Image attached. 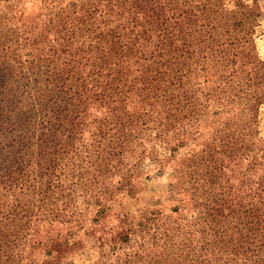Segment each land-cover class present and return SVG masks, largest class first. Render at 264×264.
<instances>
[{"label": "rangeland", "instance_id": "374dc122", "mask_svg": "<svg viewBox=\"0 0 264 264\" xmlns=\"http://www.w3.org/2000/svg\"><path fill=\"white\" fill-rule=\"evenodd\" d=\"M170 2L191 40L152 51L133 0H0V76L9 69L7 81L40 101L36 117H10L1 145L13 170L41 171L36 183L25 172L26 191L0 198V229L12 235L3 264H240L247 246L249 259L263 257L264 0ZM155 63L195 119L136 109L137 80ZM116 70L121 94L104 84ZM59 77L88 79L89 117H71ZM23 96L17 107L30 106ZM234 230L240 244L227 240Z\"/></svg>", "mask_w": 264, "mask_h": 264}, {"label": "trees", "instance_id": "16d2710c", "mask_svg": "<svg viewBox=\"0 0 264 264\" xmlns=\"http://www.w3.org/2000/svg\"><path fill=\"white\" fill-rule=\"evenodd\" d=\"M133 2L136 4V6L138 3H140L141 5L140 7L142 20L141 24L139 25V30L140 34H142V40L150 45V47L153 49L152 51H155L158 47L160 48L162 44H164L167 49L173 50L178 46L177 44H182L184 41L189 42L191 40L187 37V34L183 32L184 29H182L184 20V18L182 19L183 11L180 8L174 7V3L170 2V0H133ZM222 27L224 28L225 25L223 24ZM164 28H166L167 30L165 31ZM220 35L224 34L221 33ZM160 40L161 42H163L162 44ZM232 40H228L229 44H236V42L234 43V41ZM259 64H261L264 68V61H259ZM156 68L157 67L155 63L152 71H145L143 73V76H141L137 80V84L139 85L138 91L140 93H143V97L141 99L135 100L134 104H136V109L142 112V115H146L145 117H148V115L150 114L151 117H158L159 114H162V112H164L167 114V116L165 117H174V115H180V119L183 121H191V119H195L196 113L191 109L192 106L190 105V103H188V101L190 102V99H186V96L183 98H178V95H183L186 93H178L173 83L162 77L159 73L160 71H158V69ZM118 72L119 71L117 70L113 71V73L110 75L109 72L104 84H106L108 88L112 87L111 91L121 94L124 90V84L121 80H119ZM8 73L9 69H6L5 74L3 76H0V198L5 197L3 195L10 193V191L16 190L12 188H17V190H20V192H22V190H27L20 189V187L25 186L26 181L22 180V177H25V172L28 173V180H31V183L39 182L41 178L40 166L37 163L32 166V169L30 171H26L25 167L16 168L15 170H13L12 164L13 162L15 163V159L14 157H8L7 155V151H10L11 148L10 146L4 144V147L6 149H3L1 145L2 140L4 139V134L8 133L10 130L9 125H7L10 124V122H8L10 117H36V114L38 113V111H40L39 96L36 94L35 97L31 96L30 93H34L32 89L29 93L22 88L23 86L20 85V83L15 82L16 84H13L14 80L8 82L6 79ZM219 75L221 76L220 80L228 81L229 85L233 86V88L236 90L234 93H247L248 95L249 92H246V90L249 89L248 84L240 82L236 76L233 80H231L229 74H226L224 72ZM64 79L66 78L63 77V79H61V77H59L60 83L58 87V93L65 97L64 102L67 101V105L71 109V117H74L76 120L80 119V116L89 117L87 113V107L88 104H90V99L94 95L92 93V90L89 87H86L88 79H80L78 82L69 80L70 82L66 83L63 82ZM32 82L36 83L35 80H32L31 83ZM5 85H9L10 90L2 93L3 86ZM10 91L11 95L10 97H7L6 95ZM23 95H26V98L28 100H31V104L29 107H17V105L20 103V101L18 100L22 99L24 97ZM257 96L261 98V95L258 94ZM12 98L14 99L15 106L12 109L4 108L6 105L11 106L13 104L11 100ZM45 111L46 109L44 110V112ZM24 112H27L28 115H25ZM33 137V144L31 146L32 154L38 152V149L40 148V138L37 136ZM256 165L260 164L257 162ZM81 186L83 188H86L85 191H89L91 189L88 182L85 183V181L83 182V184H81ZM148 212L151 213L150 211ZM132 229H134V226L133 228H127L126 234L118 236L116 238V241L122 243L127 240L126 237L129 238L133 234ZM219 232L221 234L220 236L223 239V243L219 248L220 252H224L231 247L230 245H228V243H226V237L229 231L226 229H222ZM7 233L8 232H6L4 229H0V264L8 261V258L3 254L5 253V251L1 250V248L5 247L11 242L8 237L12 235ZM231 234H233V237H229L227 240L231 242L232 245L239 243V231L234 230ZM260 236L261 235H259L258 237L259 243L256 244V249H258L262 243V239ZM47 240L48 239H43L44 242H46ZM63 242L64 241H62V243ZM222 246L224 247L222 248ZM229 251H231L232 254L227 257L231 261V263H233L234 259H236L239 254V250L237 251V253L234 252V248H231ZM252 251H254V249L248 246L247 248L241 250L240 260H243V262H241L240 264H264V255L262 258H256L253 260L249 259L248 255Z\"/></svg>", "mask_w": 264, "mask_h": 264}]
</instances>
